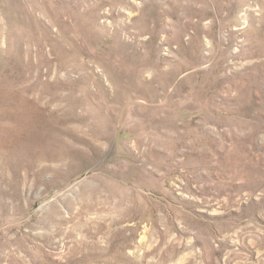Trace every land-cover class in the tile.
<instances>
[{"label":"rangeland","instance_id":"1","mask_svg":"<svg viewBox=\"0 0 264 264\" xmlns=\"http://www.w3.org/2000/svg\"><path fill=\"white\" fill-rule=\"evenodd\" d=\"M0 264H264V0H0Z\"/></svg>","mask_w":264,"mask_h":264}]
</instances>
